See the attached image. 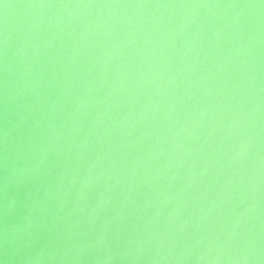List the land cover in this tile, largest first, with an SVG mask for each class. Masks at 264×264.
Instances as JSON below:
<instances>
[{"label": "water", "instance_id": "obj_1", "mask_svg": "<svg viewBox=\"0 0 264 264\" xmlns=\"http://www.w3.org/2000/svg\"><path fill=\"white\" fill-rule=\"evenodd\" d=\"M0 264H264V0H0Z\"/></svg>", "mask_w": 264, "mask_h": 264}]
</instances>
